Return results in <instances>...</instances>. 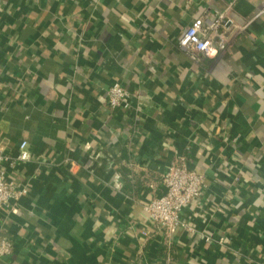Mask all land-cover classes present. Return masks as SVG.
<instances>
[{
    "label": "crops",
    "instance_id": "1",
    "mask_svg": "<svg viewBox=\"0 0 264 264\" xmlns=\"http://www.w3.org/2000/svg\"><path fill=\"white\" fill-rule=\"evenodd\" d=\"M228 10L200 63L185 29ZM264 0H0V153L28 193L0 264H264ZM114 83L131 93L110 109ZM200 200L167 235L143 207L177 155Z\"/></svg>",
    "mask_w": 264,
    "mask_h": 264
},
{
    "label": "built area",
    "instance_id": "2",
    "mask_svg": "<svg viewBox=\"0 0 264 264\" xmlns=\"http://www.w3.org/2000/svg\"><path fill=\"white\" fill-rule=\"evenodd\" d=\"M231 8L232 3L223 12H207L204 17L194 19L185 29L178 45L191 61L200 63L213 50L218 54L226 49L231 35L235 33V29H239L228 15ZM130 96V91L120 83H114L106 91V101L110 109H127L130 106ZM25 147L26 142H21L15 159L0 153V212L17 213L19 202L28 193L26 186L8 178L3 167L4 161L12 166L15 161L29 160L30 155ZM161 185L162 193L153 197L143 209L151 225L170 235L178 228L188 226L181 218L182 212L200 200L206 183L203 174L190 169L187 157L180 154L161 176ZM12 250V242L0 235V258L11 254Z\"/></svg>",
    "mask_w": 264,
    "mask_h": 264
}]
</instances>
